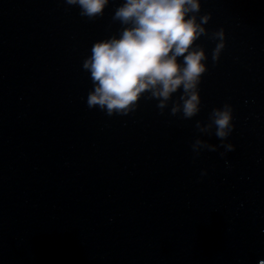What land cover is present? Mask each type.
I'll return each instance as SVG.
<instances>
[{"label":"water","instance_id":"1","mask_svg":"<svg viewBox=\"0 0 264 264\" xmlns=\"http://www.w3.org/2000/svg\"><path fill=\"white\" fill-rule=\"evenodd\" d=\"M121 2L88 19L65 0H0V264H264V0H201L191 118L176 96L88 107L83 60L121 27ZM225 103L221 143L209 114Z\"/></svg>","mask_w":264,"mask_h":264},{"label":"clouds","instance_id":"2","mask_svg":"<svg viewBox=\"0 0 264 264\" xmlns=\"http://www.w3.org/2000/svg\"><path fill=\"white\" fill-rule=\"evenodd\" d=\"M65 3L78 7L81 16L94 19L103 15L110 0ZM200 9L201 0H122L112 17L121 27L117 33L97 39L83 60L82 67L92 82L88 107H98L108 115L127 114L137 109L141 98H151L163 110L176 96L173 114L179 111L184 118L197 114L199 85L208 68L205 47L197 41L208 33L211 16L210 12L201 14ZM213 37L217 40L212 53L215 61L225 46L224 28L215 30ZM209 117V127L215 126V135L224 143L234 128L232 106L214 107ZM201 146L216 149L200 140L192 148ZM224 147L221 155L235 146L228 142Z\"/></svg>","mask_w":264,"mask_h":264}]
</instances>
